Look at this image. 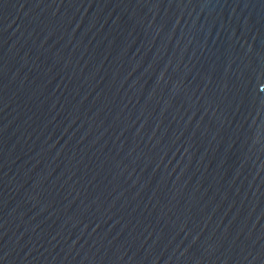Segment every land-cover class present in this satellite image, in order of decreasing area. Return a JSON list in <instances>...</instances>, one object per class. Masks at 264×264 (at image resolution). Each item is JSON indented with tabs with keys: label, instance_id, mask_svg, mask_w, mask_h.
I'll use <instances>...</instances> for the list:
<instances>
[{
	"label": "water",
	"instance_id": "water-1",
	"mask_svg": "<svg viewBox=\"0 0 264 264\" xmlns=\"http://www.w3.org/2000/svg\"><path fill=\"white\" fill-rule=\"evenodd\" d=\"M0 264H264V0H0Z\"/></svg>",
	"mask_w": 264,
	"mask_h": 264
}]
</instances>
